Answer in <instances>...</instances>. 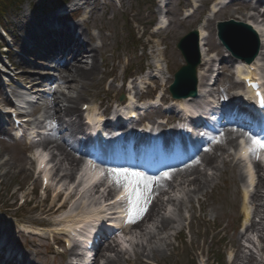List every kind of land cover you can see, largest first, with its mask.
Instances as JSON below:
<instances>
[{"label": "rangeland", "instance_id": "obj_1", "mask_svg": "<svg viewBox=\"0 0 264 264\" xmlns=\"http://www.w3.org/2000/svg\"><path fill=\"white\" fill-rule=\"evenodd\" d=\"M50 1L25 0L23 4L13 1L14 6L6 11L8 14V22L5 24L7 29L15 33L17 37L28 35L30 28L39 30L40 19L37 16H43L46 4L52 8L55 7V4ZM61 1L56 2V4H61ZM87 1L88 5L84 6L83 14L78 22L81 21L84 15L89 17V24L84 25L83 20L81 21L80 31L85 32L83 39L87 33L96 34L98 37L102 35L105 38L102 41L98 40L95 44L98 46V60L101 64L100 71L94 78L78 79L77 82L70 80L71 83H61L57 79V83L53 86V89L46 88L49 96L52 94V91H55L56 94L53 97H59V105L61 107L68 105V102L64 98L67 95L79 100V107L86 101L92 102L94 106L101 105L105 109L106 106L118 100V96L120 95L118 91H123V89H120L121 83H118L117 80L120 81L123 69L130 63V66L131 64L133 65V73L147 72L150 76L148 82H150L151 86L148 92L144 93V96L153 97L158 92L154 91V88L160 86V93H164V108H168L162 110L160 114H170L167 111L172 108L173 103L169 92V84L172 81L170 77L184 63V59L177 49V42L189 31L195 28L198 29L201 26L203 27V25L208 33L210 53L207 59L211 61L210 67L212 68V70L207 71V74L211 75L216 72L221 74V66L223 68V64L226 65L223 74L217 81V86L213 87L212 94L215 92L217 96L221 94L222 89L229 91L230 89L239 87V85L234 86L230 70L232 62L228 58L226 49L218 42L216 21L218 19L233 17L234 10H237V13H246L249 11L248 6L254 5L252 1L247 2L248 4H245L242 0H235L229 4H219V12L208 16L210 11L209 6L214 4V0H194V7H192L189 0H169V6L165 8L163 15H165V19L170 24L160 34L157 33L160 30L157 26L150 31L146 28V25L150 26L149 22L151 21H155L154 24L158 23L159 13L156 10L158 7L153 9L152 12L147 9L149 2L152 3L153 1L156 5L155 0ZM38 2L41 4L39 5ZM83 2L84 0L80 4ZM216 4L217 2L214 5ZM181 5L183 8L180 7ZM191 10H195V12L186 17L185 15L190 13ZM152 13L154 17H152ZM236 16L242 15L236 14ZM145 29L144 37L140 38ZM134 35H138V40L133 39ZM53 36H55V39L51 41V50L55 49L57 45L59 46L60 43L59 36L57 34ZM247 36L249 37V34ZM137 43L139 44L138 46H136ZM161 43L163 49L160 53L163 54L165 52V63L163 62L162 64L164 66L163 76L165 78L169 76L166 85H163L162 81L159 84L155 78L153 62L154 58L155 61L157 60V55L151 52V49L154 50ZM99 45L102 47H99ZM21 46L22 43L19 40L17 48L21 53H24ZM10 56L12 62L17 66L14 73L19 76L21 83H23V86L19 85L18 89L24 92L35 95L39 91L40 88L38 87L41 86L36 83L43 79H40L39 76L36 77V72H43V74L55 73L57 76L60 74V71L53 69V63L50 61H41V59H36L35 57H31V55L20 59L15 51H12ZM64 59L62 58L61 61ZM90 62V58H84L80 63L87 67L86 65ZM262 62L264 63V59ZM63 68L62 74L70 75L71 69H69V66ZM129 72H131V68ZM114 77L117 78L116 81H114ZM144 81L142 78L139 80L141 86L144 85ZM141 93L142 90L138 89L137 96L141 95ZM0 97L3 98V95H0ZM46 98L49 99V97ZM146 100L147 105L153 103L151 100ZM33 108H36V106H33ZM63 116L65 117V121L68 124L73 123L74 127L68 126V124L61 121L58 125V130H66L68 134L81 128L80 125L76 124L77 119L75 116ZM57 120L59 119L57 118ZM6 132L8 131L6 130ZM54 132L55 130L51 131V136L53 137L55 136ZM55 134H57V131ZM58 136L60 137L58 142L61 143L63 134L59 133ZM1 139L0 164L6 159H8V163L0 168V234H2L0 235V240L9 242L16 249H21L36 264H68L69 253L65 255L58 253L62 249L66 250V248H61L60 250L54 248L50 235H46V238L38 237L29 232L35 229L34 224L50 226L61 223L66 216L81 212L97 201L99 202L102 194H97L95 191H86L84 198L74 200L70 206H68V202L67 207L64 209H58L59 205L55 203L54 198H49L48 202L45 204L40 203V206L37 207V202L40 201V196H38L39 179L32 170L33 165L28 153L30 148H27L24 143L13 141L9 135ZM224 146L228 149L231 145L226 143ZM230 150L232 152L235 151L234 148H230ZM220 151H218L216 162L210 167L204 168L203 165L198 166L202 180L205 181V176L209 179L207 187L201 189L204 191H194V185H189L190 181H188L194 175H189L187 178L182 173L183 177L176 180L177 182L174 183L173 189H171L172 187L164 189L168 190V195H162V192L154 193L155 202L160 205L164 201L162 215L171 217L175 221L172 229L166 231L159 230L157 226L160 219L156 218L153 224L145 230H137L136 232L133 231L132 234H127L126 246L130 249L129 253L121 252L118 256V252L115 250V252L110 254L109 258L106 257L104 264H128L126 259L129 256L132 259L130 264H147L146 260H158L165 264H197L196 261L202 260L201 252L203 249L207 250L209 247H212L214 250L221 248V252L228 255L223 264H264V248H262L264 241L262 237L258 236L257 231L246 233L244 230L239 231L238 229L241 215L245 212V206L250 208V199L246 203V198L242 195L239 188L237 190H234L233 187L228 189V185L233 183V179L237 181L240 179L243 166L240 164L226 165L225 161L228 159V153ZM51 156L57 164L54 171L55 178H57L60 169L65 175L75 170L65 156L55 148L51 149ZM59 177L62 176L59 175ZM182 179H188L186 185L181 184ZM69 182L70 178H65L62 184L67 186ZM33 188L35 189L33 190ZM17 189L20 190L17 191ZM31 191L34 192L32 197ZM205 195H207V199L204 198ZM23 196H28L29 200L37 196L35 200L36 204H29V200L25 204H21ZM168 198L175 200L169 203ZM2 212L10 214L12 217H7ZM13 216H16V218ZM188 220H191L190 223H187V227L191 228V237H188V240L183 244H181L182 241H179L178 245L172 241L173 236ZM218 225L221 227L216 230ZM53 230L55 231L56 229L53 228L48 231L53 233ZM205 234L208 240L205 241V245L203 246L202 238ZM256 234L258 239H256ZM151 235L154 236L152 237ZM213 236L215 237L212 241ZM242 237L248 241L251 249L243 247L241 243ZM249 237L250 239H248ZM110 242L114 244L112 240ZM105 245H108V242ZM103 251H106V248ZM205 253L206 251H204ZM216 262L210 261L209 264H217Z\"/></svg>", "mask_w": 264, "mask_h": 264}, {"label": "bare ground", "instance_id": "obj_2", "mask_svg": "<svg viewBox=\"0 0 264 264\" xmlns=\"http://www.w3.org/2000/svg\"><path fill=\"white\" fill-rule=\"evenodd\" d=\"M244 8H246V7H244ZM254 11H256V13ZM241 14L244 16V18L243 19L238 18L239 20L244 21L247 24H251L255 28H257L259 31H261L260 30L261 26L259 24H257V22H258L260 17H262L263 21H264V13H261L260 9H258L257 7H253V8H251V11L249 13H241ZM62 17H65V16H62ZM61 20L56 18L53 14H49L48 16L43 18V23L56 21V22L62 23L63 25H66V21H61ZM76 26L77 27L75 29L80 30L79 25L77 24ZM64 28L68 29L69 27L64 26ZM83 33L84 32H81V35ZM30 34L36 35L37 34L36 29L30 28ZM100 37L105 40V38L102 35H100ZM61 38H62V40L60 41L59 46L57 45V47L55 48V51H50L52 54L48 55V57H51L54 55L55 60H57L59 58H65V61H63L62 63H56L55 64V69L61 72L60 73V80H62L63 82L71 83L70 80H72V82H77L78 79L84 80L87 78H92V77L94 78L99 73L100 65H101L99 63V60H98V53H97L98 48L95 45H93V43L97 40L98 37L94 34H88L87 33V39L85 42V41H82L81 38L75 36L71 32V30H67L66 32H62ZM263 40H264V38L262 36L260 55L255 60V62L251 63L252 65L258 64V62L260 61V59L264 55V41ZM200 41H201V51L203 54V62H202V65L199 67L198 96L193 97V98H191V97L185 98V99L182 98L181 100L174 99L176 102L179 101V103H180V102L184 101V102L188 103L190 101H196V100L202 98L203 96H205V94L207 93L208 78L206 77V74H205L203 67L208 66V64H209V62L206 60V55H207V52L209 49V42H208L204 28H201V30H200ZM23 47L25 49L24 52L26 54H28L29 52L30 53L36 52L35 47H31L29 49V52H26V49L28 47L25 46L24 43H23ZM85 55H88V57L91 59V62L88 65H86L87 67H85V65H81V63H80L85 58ZM21 59H23V58H21ZM231 61H233V58L231 59ZM239 62L241 64L243 63L242 65L245 67L246 70H248V67L251 65V64H248V63L243 62V61H239ZM66 66H69V69H71L70 75H63L62 74L63 70H64L63 67H66ZM65 71H68V70H65ZM241 71H242V69L240 68V70H238V72L241 73ZM64 98L68 102V105H66L64 107L59 106L58 98H55L52 100L49 99L48 106L51 107V109H52V112L49 115V118L51 120L58 118L60 121H63L62 114H64V115H79V112H80L79 100L74 99V97L67 96V95H65ZM93 109H96V108H94V106H93ZM95 119L99 120V117H96ZM0 130H2V129H0ZM225 136L227 138L226 141L229 143H233L237 139L236 136L231 134L229 129H226ZM56 139L57 138H55V140ZM50 140H53V138H50ZM61 146H62L61 150L63 151V152H61V154H63L65 156V158L70 162V164L74 166V168H75V166L79 167L81 160H78L77 158H75L74 153L72 151V148L69 145H65V144H61ZM213 148H215V154L214 155L209 154L208 152L202 153L201 159L205 165H210L214 161V159L217 157L216 154L218 153V151H220L222 149L221 146L217 147V145L212 146V149ZM59 150H60V148H59ZM244 155L247 156V147L244 149ZM43 159H44V157H43ZM229 161L230 160H228L227 162L229 163ZM197 164H198V162H194L193 164H191L188 167H185L181 170H183L187 174L189 173V174L194 175L197 172H199V168H198ZM5 165L6 164L4 163V164L0 165V167L5 166ZM181 170H178V171L171 173L170 176L176 178V175ZM256 171L258 173V176H257L258 182H257V185H256L254 192L251 193V195H254V197H253L254 202H256L254 210H253L254 216L258 213L264 212V204L260 202L264 198V194H262V192L260 191L261 188H264V179L260 175L261 167L259 165H256ZM74 172L71 173L70 177H73ZM82 175H83V178L85 179L84 185H89L90 183L93 182V180L97 179L100 176V171L98 169H93V168L89 169L88 167H86L82 170ZM254 177L255 176L251 172L250 179L252 181H253ZM159 179H161V178H159ZM190 182L193 183L196 186L195 188L198 190L204 188L207 185V181L202 180L199 175H196L192 180H190ZM146 184H147V190L148 191L161 192L159 189L163 188L164 185L171 184V182L162 181V183H160L159 185H156V180H154L152 185H150L148 183H146ZM83 187H85V186H83ZM77 196H79V195L77 193H75V198ZM82 197H84V196H82ZM155 204L158 205V209H155V207H154ZM162 205H163V203H161L159 205V203L154 202L153 207L147 208L146 210H144L142 212L141 216L136 220V223L133 226L136 225L138 228L142 229V227L145 225V223L147 221L152 219V217L156 213L160 212V208ZM100 208L101 207L95 206V207H92L91 210H88V211H94V210L98 211V210H101ZM88 211H86V212H88ZM68 218H70V216L66 217L64 219V221H66ZM249 220H250V225L248 226V228L261 223V222L255 221V219L251 218V214L249 215ZM74 226H76V225H74ZM77 226L80 227L81 224H78ZM168 226H169V222H168L167 218L162 217V219L160 221V229L166 230L168 228ZM158 227H159V225H158ZM40 228H42V227H40ZM0 235H2V234H0ZM2 242H3V240L0 241V256H2L4 259H6V262H8L10 264H14L15 262L18 264H21V263L22 264H33V261L29 257H27L26 255L19 256L18 250L15 247H13L9 242H5L3 244H2ZM107 249L110 251H114L115 247L108 245ZM8 252L10 253L11 257L5 256Z\"/></svg>", "mask_w": 264, "mask_h": 264}, {"label": "snow or ice", "instance_id": "obj_3", "mask_svg": "<svg viewBox=\"0 0 264 264\" xmlns=\"http://www.w3.org/2000/svg\"><path fill=\"white\" fill-rule=\"evenodd\" d=\"M261 103H264V98H262ZM250 140L252 141L253 145L258 146L259 148H264V142L261 140L255 138V137H250ZM256 149L253 148L252 151H255ZM115 174L117 176H124L127 178L128 176H133L137 178L136 183L132 186L130 191L126 192V197L130 200V202L133 204V207L136 206L137 201L140 199V181L144 179L140 173L136 172H129L128 170H114ZM165 176H169L168 173H165ZM147 187V184L145 183V188Z\"/></svg>", "mask_w": 264, "mask_h": 264}, {"label": "water", "instance_id": "obj_4", "mask_svg": "<svg viewBox=\"0 0 264 264\" xmlns=\"http://www.w3.org/2000/svg\"><path fill=\"white\" fill-rule=\"evenodd\" d=\"M229 24H231L232 26H235V27L236 26H242V25H240L239 23L233 22V21L231 23L222 25V29L223 30L221 32V36L226 41L227 45L234 49L232 39L225 34V30H227V27H228ZM243 27H246V26H243ZM181 76H182V73H178L177 74V79L180 78Z\"/></svg>", "mask_w": 264, "mask_h": 264}, {"label": "trees", "instance_id": "obj_5", "mask_svg": "<svg viewBox=\"0 0 264 264\" xmlns=\"http://www.w3.org/2000/svg\"><path fill=\"white\" fill-rule=\"evenodd\" d=\"M10 2V0H0V8L4 5V7H6L8 5V3Z\"/></svg>", "mask_w": 264, "mask_h": 264}]
</instances>
